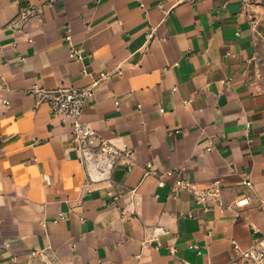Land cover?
Returning <instances> with one entry per match:
<instances>
[{"label":"crops","instance_id":"crops-1","mask_svg":"<svg viewBox=\"0 0 264 264\" xmlns=\"http://www.w3.org/2000/svg\"><path fill=\"white\" fill-rule=\"evenodd\" d=\"M28 8L36 15L12 28ZM253 49L243 0H0V264H241L264 233ZM106 72L83 118L133 150L130 171L125 157L106 169L83 160L70 125L32 92ZM180 167L201 188L221 179L226 201L250 195L249 205L239 216L197 204L165 173Z\"/></svg>","mask_w":264,"mask_h":264},{"label":"built area","instance_id":"built-area-1","mask_svg":"<svg viewBox=\"0 0 264 264\" xmlns=\"http://www.w3.org/2000/svg\"><path fill=\"white\" fill-rule=\"evenodd\" d=\"M195 0H176L177 3ZM244 6L246 7L245 1ZM142 6L144 4L140 2ZM36 15L34 8H28L15 17L10 26L16 30H23L27 21ZM68 43L72 46V57L75 59H82L84 56V49L73 45L71 29H68L66 34ZM121 72V70H118ZM108 77V73H102L98 79H95L92 84L77 87L61 85L56 88H45L35 85L32 92L35 93L40 102L49 104L52 114L58 116L63 123L70 125V139L73 147L80 153L83 160L93 159L95 163L106 169L112 166L118 158L125 157L126 167L130 171L134 166V152L132 149L122 150L118 148L110 139L101 135L96 129L83 118V111L86 102L89 98L95 95L94 85L97 84L99 79ZM208 149H211L208 147ZM185 167L171 169L165 173L169 175L178 174L173 187L175 191L187 190L195 195L197 204L211 202L217 205L222 211L226 209L234 210L239 216L243 208L249 205L250 195H242L236 197L232 201H226L223 196L224 183L221 179H214L207 187H198L196 182L185 176ZM146 174L155 173L152 163L146 165ZM162 183V180H161ZM243 183L248 186H253L251 178L244 179ZM132 204L138 205L136 199V189L128 191ZM111 196L116 197V192H110ZM113 196V197H114ZM261 209H264V199L260 201ZM204 209H210L204 205ZM62 217V215H60ZM251 224V223H250ZM257 230V229H256ZM190 248L201 253L198 245L191 244ZM38 250L32 251L36 254ZM238 260L241 264H264V233L262 237L258 238L251 247L240 250ZM187 264V263H184Z\"/></svg>","mask_w":264,"mask_h":264},{"label":"rangeland","instance_id":"rangeland-1","mask_svg":"<svg viewBox=\"0 0 264 264\" xmlns=\"http://www.w3.org/2000/svg\"><path fill=\"white\" fill-rule=\"evenodd\" d=\"M245 4L254 40L247 71L253 84L264 90V0H246Z\"/></svg>","mask_w":264,"mask_h":264}]
</instances>
